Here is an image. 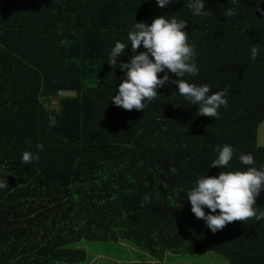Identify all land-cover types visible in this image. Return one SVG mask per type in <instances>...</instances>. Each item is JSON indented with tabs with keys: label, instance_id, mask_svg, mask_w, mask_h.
Listing matches in <instances>:
<instances>
[{
	"label": "trees",
	"instance_id": "16d2710c",
	"mask_svg": "<svg viewBox=\"0 0 264 264\" xmlns=\"http://www.w3.org/2000/svg\"><path fill=\"white\" fill-rule=\"evenodd\" d=\"M187 3L0 0V182L8 183L0 189V264H95L102 257L83 242L100 251L116 245L146 264L201 254L264 264V217L213 234L185 200L198 177L245 170L239 154L264 165V0H205L207 16ZM229 8L236 15L226 16ZM157 16L186 20L199 73L185 79L210 93L227 89L218 119L172 96L171 81L142 111L110 103L123 76L109 65L112 47ZM123 51L117 65L132 54L130 45ZM225 144L233 160L209 168ZM24 151L39 159L23 164ZM254 207L264 212V192Z\"/></svg>",
	"mask_w": 264,
	"mask_h": 264
},
{
	"label": "clouds",
	"instance_id": "9594fccd",
	"mask_svg": "<svg viewBox=\"0 0 264 264\" xmlns=\"http://www.w3.org/2000/svg\"><path fill=\"white\" fill-rule=\"evenodd\" d=\"M236 2L233 0V3ZM155 3L159 8H165L172 0H155ZM187 7L193 15H209L205 0H188ZM225 15L234 16L236 11L229 8ZM185 28L186 20L157 16L150 25L145 22L135 23L127 32L126 43L115 42L110 51L109 65L118 66L123 76L122 82L115 87L110 102L112 105L124 110L142 111L158 96L157 89L171 81L177 88L172 96H181L197 106L199 116L219 118L218 110L228 103L227 89L210 93L209 85L189 83L185 79L199 73L195 50L187 42ZM129 45L132 53L129 61L117 65V58L125 54L123 50ZM141 46L144 51L135 54ZM258 51L259 45L251 46L252 60L256 59ZM159 73L163 75L158 78ZM169 73L174 74L176 79L172 80ZM43 148L42 144H37V153L42 152ZM37 153L24 151L20 157L22 163L28 165L37 161ZM216 153L209 168L226 169L236 155L233 147L228 144L218 147ZM238 160L242 166H247L245 170L220 171L214 177L202 175L186 191L185 200L190 204L191 213L195 218L202 219L213 234L233 221L244 222L254 216L257 219L264 217V212L257 214L254 207L256 198L264 192V165L257 167L252 154H239ZM6 187L7 182H0V189ZM205 209L208 210L207 214Z\"/></svg>",
	"mask_w": 264,
	"mask_h": 264
},
{
	"label": "rangeland",
	"instance_id": "374dc122",
	"mask_svg": "<svg viewBox=\"0 0 264 264\" xmlns=\"http://www.w3.org/2000/svg\"><path fill=\"white\" fill-rule=\"evenodd\" d=\"M259 139V137H258ZM261 143L259 139V144ZM264 146L263 143H261ZM103 245H110L108 250H98V243H89L83 242L82 248H85L88 252H90L91 257H97L100 255L102 258L97 260L95 264H107L108 260H112L115 264L117 259L128 261V264H146L143 259L140 258L139 254H135L132 252H120L116 245H112L110 243H105ZM103 259V260H102ZM225 260L216 255V254H201L195 257H183V256H169L163 262H152L151 264H227L224 262Z\"/></svg>",
	"mask_w": 264,
	"mask_h": 264
},
{
	"label": "crops",
	"instance_id": "0c3cea01",
	"mask_svg": "<svg viewBox=\"0 0 264 264\" xmlns=\"http://www.w3.org/2000/svg\"><path fill=\"white\" fill-rule=\"evenodd\" d=\"M259 139H260V141H261V143H263L264 144V124L260 127V130H259ZM97 259H100L99 258V256L98 257H96ZM111 262H112V260L110 261V260H108V262H107V264H111ZM118 262V263H117ZM116 263L117 264H127L128 263V261H126V262H124V261H117ZM145 262V261H144Z\"/></svg>",
	"mask_w": 264,
	"mask_h": 264
},
{
	"label": "built area",
	"instance_id": "2783aa9c",
	"mask_svg": "<svg viewBox=\"0 0 264 264\" xmlns=\"http://www.w3.org/2000/svg\"><path fill=\"white\" fill-rule=\"evenodd\" d=\"M58 96L60 97V98H65V97H72V96H74V94L73 93H71V92H63V91H60L59 93H58Z\"/></svg>",
	"mask_w": 264,
	"mask_h": 264
}]
</instances>
